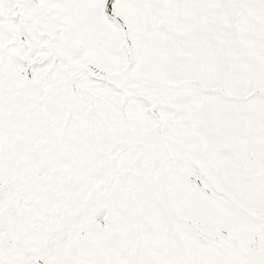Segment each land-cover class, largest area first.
I'll use <instances>...</instances> for the list:
<instances>
[{
	"label": "snow or ice",
	"instance_id": "snow-or-ice-1",
	"mask_svg": "<svg viewBox=\"0 0 264 264\" xmlns=\"http://www.w3.org/2000/svg\"><path fill=\"white\" fill-rule=\"evenodd\" d=\"M0 264H264V0H0Z\"/></svg>",
	"mask_w": 264,
	"mask_h": 264
}]
</instances>
